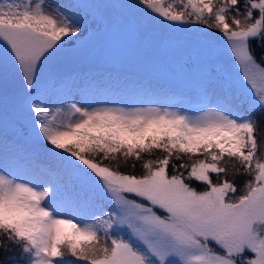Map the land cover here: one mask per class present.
<instances>
[{
    "label": "snow or ice",
    "instance_id": "snow-or-ice-1",
    "mask_svg": "<svg viewBox=\"0 0 264 264\" xmlns=\"http://www.w3.org/2000/svg\"><path fill=\"white\" fill-rule=\"evenodd\" d=\"M74 9L93 10L92 20ZM115 13L125 49L165 53L166 71L195 81L198 107L89 95L155 91L132 79L60 82L62 98L51 92L57 82L41 81L50 58L88 43L91 23ZM217 42L239 80L213 75ZM0 49L19 73L25 127L51 158L10 155L5 91L0 255L18 252L20 264H264V0L50 9L0 0Z\"/></svg>",
    "mask_w": 264,
    "mask_h": 264
},
{
    "label": "rangeland",
    "instance_id": "rangeland-1",
    "mask_svg": "<svg viewBox=\"0 0 264 264\" xmlns=\"http://www.w3.org/2000/svg\"><path fill=\"white\" fill-rule=\"evenodd\" d=\"M35 2V0H33ZM135 0H43L46 8H51L57 4H98V3H134ZM81 15H87L88 20H92L91 9H79ZM119 13H115L106 22L98 20L91 23V31L96 35L86 44L77 43L68 45L56 56L46 62L40 73V79L44 81L57 82L51 92L57 98H62L65 87L60 82H67L68 86L75 81L79 87H84L88 80L97 79L104 75L113 80L117 78L141 80L149 82L155 89L154 92L145 95L140 93L135 96L125 92L113 91L95 93L89 91L92 98L102 101H123L124 103H135L136 106H147L137 103L141 100L154 101L153 106H173V107H198L196 100V83L183 77L172 75L165 70V53H144L137 50L135 53L128 52L123 43V29L117 19ZM150 29L161 31L160 25L149 22ZM192 27L203 28L202 25H192ZM86 35H88L86 33ZM264 63V62H262ZM209 64L213 75L221 76L228 81H237L241 73L233 63L223 44L217 42L212 51ZM116 73V74H114ZM114 75H122L117 77ZM7 91L9 98L7 109L8 137L11 141L9 145L10 155L13 153L31 152L34 155L40 153L48 156L45 147L31 134L30 128L25 127L27 113L20 96V79L17 69L9 61L5 63L3 50L0 49V140L4 135V105L3 97ZM46 91L44 95H48ZM80 99V95H76ZM67 103V102H66ZM124 106V104H120ZM259 121L261 114L256 113ZM12 136V139L10 137ZM4 146L0 143V164L3 163ZM36 158V157H35ZM40 165V160L36 159ZM23 166V165H18ZM19 254V253H18ZM20 264V263H18Z\"/></svg>",
    "mask_w": 264,
    "mask_h": 264
},
{
    "label": "trees",
    "instance_id": "trees-1",
    "mask_svg": "<svg viewBox=\"0 0 264 264\" xmlns=\"http://www.w3.org/2000/svg\"><path fill=\"white\" fill-rule=\"evenodd\" d=\"M257 60H259V49H257ZM114 74H116V73H114ZM121 76H117V77H121ZM105 79H107V77L102 75V76L98 77L96 79V81H102V80H105ZM45 93H46V91H45ZM10 139H12V136L10 137ZM35 157H36V159L38 161L40 160L41 164H43V165H47L50 162V160H51L50 157L45 156V155H41L40 153L35 154ZM0 260H3L5 262V264H18V263H20V258H19L18 252L17 253H9L7 256L0 255Z\"/></svg>",
    "mask_w": 264,
    "mask_h": 264
}]
</instances>
